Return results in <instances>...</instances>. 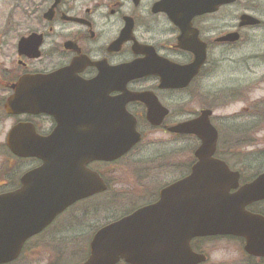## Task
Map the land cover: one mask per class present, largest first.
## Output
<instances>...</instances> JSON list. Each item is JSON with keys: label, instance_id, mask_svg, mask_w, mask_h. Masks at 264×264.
<instances>
[{"label": "flooded vegetation", "instance_id": "flooded-vegetation-1", "mask_svg": "<svg viewBox=\"0 0 264 264\" xmlns=\"http://www.w3.org/2000/svg\"><path fill=\"white\" fill-rule=\"evenodd\" d=\"M1 7L18 20L0 26V198L31 190L42 208L56 207L55 199L70 188L66 157L96 155V142L106 127L102 125L116 118L127 93H146L149 101L156 98L169 111L157 126L149 121L145 103H126V111L137 121L141 143L144 129L169 133L167 129L203 110L214 112L213 103L229 106L245 103L246 97H264V0H0ZM136 61L145 64L146 74L128 81L125 93L119 91L113 70ZM62 69L70 71L56 73ZM161 77L176 80L180 87L166 88ZM215 90L222 92L220 101H213ZM193 104L197 108L191 109ZM245 105L243 113L253 107L254 128L261 134L264 99ZM97 125L101 127L96 133L85 134L86 127ZM109 126L116 127L114 122ZM236 131L231 143L235 137L256 143L251 133ZM169 134L198 142L194 136ZM141 143L116 161H88L83 168L99 176L106 191L78 200L52 217L27 239L18 260L10 264L32 260L41 245L54 250L53 257L54 244L82 239L89 241V257L90 244L103 227L156 205L162 192L188 177L197 162L193 152L186 174L171 184L149 185L141 172L153 166L135 162ZM214 158L238 178L230 196L264 175V151H218ZM179 159L175 155L170 164L164 160L154 166L165 170ZM125 170L136 173L133 184L117 180L114 184L112 177ZM45 190L52 191L47 197L53 201H44ZM107 201L110 208L102 209ZM109 210L113 221L99 225ZM245 212L264 218V198L247 204ZM246 246V238L230 234L190 241L191 250L206 257L203 264H264V256L248 253ZM31 250L32 257L27 258ZM214 254L226 258L218 261ZM52 261L58 264L54 257Z\"/></svg>", "mask_w": 264, "mask_h": 264}, {"label": "water", "instance_id": "water-1", "mask_svg": "<svg viewBox=\"0 0 264 264\" xmlns=\"http://www.w3.org/2000/svg\"><path fill=\"white\" fill-rule=\"evenodd\" d=\"M145 71L146 66L141 61L114 69L119 91L125 93L128 81L144 76ZM196 73L192 72L190 77ZM161 79L166 82V88L180 87L174 79ZM125 97L126 102L118 104L116 118L107 120L109 124L114 122L116 127L108 123L102 125L106 127L101 129L103 138L96 142V155L84 158L77 153L66 157L64 167L66 177L70 178V188L55 199L56 207L42 208L31 190L0 198V264L17 260L27 239L46 227L50 219L66 207L107 189L99 176L83 166L94 159L116 161L141 141L136 119L125 109L127 102H144L149 110V121L157 126L169 112L156 98L149 101L146 93H127ZM211 115L212 111H203L197 119L167 129L173 134L195 135L200 140L195 151L197 163L190 175L165 189L156 205L101 229L90 244V256L84 264H117L121 259L128 264H201L206 258L191 250V239L226 234L246 238V251L264 256V218L245 212L247 204L264 198V175L241 193L229 195L238 178L230 173L224 162L213 157L218 132L210 122ZM100 127H86L85 134L89 130L96 133ZM49 190H45L46 197L52 194ZM47 198L44 201H53ZM50 211L51 216L43 213Z\"/></svg>", "mask_w": 264, "mask_h": 264}, {"label": "rangeland", "instance_id": "rangeland-1", "mask_svg": "<svg viewBox=\"0 0 264 264\" xmlns=\"http://www.w3.org/2000/svg\"><path fill=\"white\" fill-rule=\"evenodd\" d=\"M37 1L38 0H34ZM11 23H16L18 18L17 17H8V12H4L3 8L0 9V26L4 24H8V21ZM222 92L214 91L213 101L221 100ZM264 99V97L260 96H250L245 98V103L242 102H234V104L226 106V104H215L211 105V108L214 110L213 114V123L216 128L220 131V142H219V150L221 152H228V151H240L241 153H250V152H262L264 151V132L261 134H257V131L260 129L254 128V118L252 114L254 112L253 107H251V112H245L242 110L245 104L250 103L251 101H256L259 99ZM227 100H224V103ZM197 108V104L191 105V109ZM199 108V107H198ZM250 109V108H249ZM249 111V110H248ZM263 124L262 129H264V116H263ZM240 127V128H239ZM236 129H243L246 130L247 133H251V138L257 139L256 143L251 144H244L238 147V140L231 143V139L229 136L233 137L232 131L234 130V135L237 134ZM254 129V130H253ZM256 130V135L254 134ZM146 131V137L143 142L138 146L137 153L140 154L138 156L139 160H135V162L142 163L143 167L148 168L149 166H153L152 170L148 169L147 172H141L145 174L142 179L144 178V182L149 185L156 186L162 184H171L178 180L181 174L186 172V167L190 165L193 161V152L198 146V142L193 138H174L173 135L169 133H165L163 131L153 132L151 130L144 129ZM240 134V133H239ZM243 135V134H242ZM228 141L233 144L229 149ZM237 147V148H236ZM238 149V150H237ZM175 155L179 156V161L177 160V164L171 166L172 168L166 167L165 170L156 169L155 164L164 163L166 160V164H170L173 162ZM153 160H155L153 162ZM125 162V161H124ZM122 162V165L124 164ZM130 162V161H129ZM128 161L125 162L129 163ZM147 164V166H146ZM130 170V168H129ZM126 171V172H125ZM119 171L115 177H112V181L115 184V181H118V184L122 185H130L133 184V180H135V174H133L134 170L127 172ZM181 171V172H180ZM138 174V173H137ZM186 174V173H185ZM110 182V179L107 178ZM102 209L110 208V204L107 202L102 203ZM113 221V212L111 210L104 213L102 218L99 221V225L102 224L104 226L106 223ZM65 242V243H64ZM58 242L54 244L55 254L53 255L55 259V263L58 264H79L86 260L88 257V246L89 241L82 239L78 241H64ZM68 243V244H66ZM53 246V245H52ZM39 252L33 256V259L23 264H51L53 260L52 253L54 250L47 245L39 246ZM31 254L27 253V258L29 256L32 257V250L29 251ZM213 258H216V255H213ZM226 258L224 254L217 256L216 259L218 261H223Z\"/></svg>", "mask_w": 264, "mask_h": 264}, {"label": "trees", "instance_id": "trees-1", "mask_svg": "<svg viewBox=\"0 0 264 264\" xmlns=\"http://www.w3.org/2000/svg\"><path fill=\"white\" fill-rule=\"evenodd\" d=\"M227 145H229L230 148L233 146V144H231L229 141H228V144ZM238 147H239V144H238Z\"/></svg>", "mask_w": 264, "mask_h": 264}, {"label": "bare ground", "instance_id": "bare-ground-1", "mask_svg": "<svg viewBox=\"0 0 264 264\" xmlns=\"http://www.w3.org/2000/svg\"><path fill=\"white\" fill-rule=\"evenodd\" d=\"M135 94H138V93H135Z\"/></svg>", "mask_w": 264, "mask_h": 264}]
</instances>
